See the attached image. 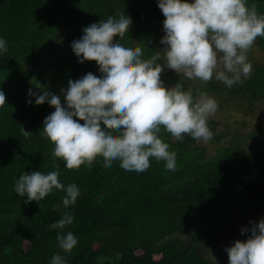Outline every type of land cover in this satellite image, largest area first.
Masks as SVG:
<instances>
[{"label": "trees", "instance_id": "trees-1", "mask_svg": "<svg viewBox=\"0 0 264 264\" xmlns=\"http://www.w3.org/2000/svg\"><path fill=\"white\" fill-rule=\"evenodd\" d=\"M249 3L264 13V0ZM117 12L132 20L122 44L142 47L145 58L159 51L164 16L157 0H5L0 5V38L8 47L0 54V90L6 95V104L0 107V264H50L60 251L58 230L49 231L48 225L65 211L62 206L52 211L53 204L62 205L64 193L54 190L43 200L26 203L27 198L13 190L25 172L55 170L54 145L40 135L54 108L47 102L36 105L28 92L41 94L35 83L46 89L58 86L48 85L47 74L65 81L71 72L77 79L93 68L94 61L78 62L71 44L82 37L85 27ZM72 21L77 24L55 41L64 24ZM254 45L264 52V38L258 37ZM37 67L41 71L36 74ZM180 83L188 89L185 81ZM205 87L217 89L212 83L197 89ZM229 92L248 100L264 98V64ZM22 128L30 138H24ZM162 135L176 153L175 172L154 158L143 173L125 171L117 161L104 168L102 158L90 170L85 166L68 170L56 160L60 182L75 183L80 189L77 202L67 209L74 221L63 230L78 238L70 254L60 253L67 264H216L200 253L199 246L219 241L221 231L193 232L186 240L173 235H183L196 224L241 233V228L250 229L264 218V138L248 152L226 147L206 158L191 137L181 142ZM248 235L241 234L244 240Z\"/></svg>", "mask_w": 264, "mask_h": 264}, {"label": "clouds", "instance_id": "clouds-1", "mask_svg": "<svg viewBox=\"0 0 264 264\" xmlns=\"http://www.w3.org/2000/svg\"><path fill=\"white\" fill-rule=\"evenodd\" d=\"M163 20L164 35L158 49L145 58L142 47H126L120 42L132 23L123 12L109 15L99 23L83 29L80 39L71 48L79 63L95 62L100 76L88 72L79 79H69L64 97L53 94L36 84L43 94L29 89L36 105L45 102L54 111L43 121L40 135L54 145L53 168L25 172L14 184V192L26 197V203L40 201L53 191H62V205L53 204L52 211L61 206L65 211L48 230H58L60 250L50 264H67L66 256L78 244V238L63 230L74 217L67 211L75 205L80 189L75 183L60 182L62 160L68 170H89L102 158L103 167L111 168L117 161L125 171L143 173L150 167V158L163 161L166 170L175 172L176 153L170 151L163 133L176 141L189 136L207 143L213 137L208 121L218 111L217 101L205 91L185 89L178 82L168 87L162 80L165 67L189 81L206 85L215 79L231 88L252 75L253 65L247 53L258 37L264 38V13L257 11L249 0H157ZM119 37V40L115 38ZM8 51L7 42L0 38V54ZM32 103L31 99L28 101ZM6 95L0 90V107ZM83 121V123H81ZM25 139L30 132L21 129ZM224 251L228 264H264V218L241 234Z\"/></svg>", "mask_w": 264, "mask_h": 264}, {"label": "rangeland", "instance_id": "rangeland-1", "mask_svg": "<svg viewBox=\"0 0 264 264\" xmlns=\"http://www.w3.org/2000/svg\"><path fill=\"white\" fill-rule=\"evenodd\" d=\"M72 23L76 25L75 22H67L64 24L61 33L54 39L55 41H60L62 36L65 33L69 32V27L72 26ZM163 35L159 37V49H163L164 45L160 44V39ZM248 59L253 65L252 75L255 73V68L262 66L264 64V52L256 47L255 45L247 53ZM47 68L49 65L46 63ZM90 70L82 73L78 78L79 79L88 72L93 73L94 75L100 76L99 69L97 64L94 62ZM41 67L35 69V73H39ZM73 72L70 73V76L65 80L59 79L58 75L47 74L45 79L48 85H58L52 89H46L53 94L59 95L61 102H64V97L60 92L63 86L68 85L69 79H74L72 77ZM162 80L165 85L168 87L174 86L177 82L169 81L170 78L179 79V81H185L187 83V88L193 90L199 88L201 85L199 81H189L183 76H180L176 72L169 70L165 67L164 72L162 73ZM189 82V83H188ZM216 90L211 91L210 88L205 87L204 91L211 97H213L218 103L217 113L211 117L208 121V126L213 133V137L207 143L202 141H196L193 139V146L203 148L205 150L206 158L215 156L220 149L231 147L235 152L242 154L243 152H248L253 148V145L258 140L264 138V98L258 100H248L246 96H239L237 93L231 94L229 89L234 88L238 89L242 83H238L231 88L225 86L223 83L213 79L211 82ZM202 89V88H201ZM43 92H41V95ZM83 123V121H81ZM262 130V131H261ZM189 138V136H185ZM173 141H176L172 138ZM236 221V220H235ZM221 231L222 238L213 243H206L199 246V251L206 258L213 260L216 264H228V255L224 251L226 247H230L233 242L237 239L244 240L241 236L239 229L235 231L232 228L221 229L213 224H196L185 234L180 235L177 233L173 237L178 236L186 240L191 237L194 233L198 232L200 234H205L207 231ZM198 235V234H197Z\"/></svg>", "mask_w": 264, "mask_h": 264}, {"label": "water", "instance_id": "water-1", "mask_svg": "<svg viewBox=\"0 0 264 264\" xmlns=\"http://www.w3.org/2000/svg\"><path fill=\"white\" fill-rule=\"evenodd\" d=\"M5 0H0V5L4 2Z\"/></svg>", "mask_w": 264, "mask_h": 264}]
</instances>
